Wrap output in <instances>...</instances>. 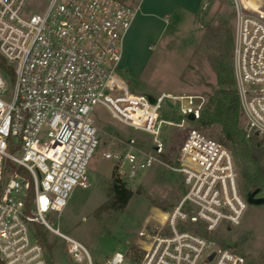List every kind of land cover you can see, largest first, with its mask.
Masks as SVG:
<instances>
[{
	"label": "built area",
	"instance_id": "1",
	"mask_svg": "<svg viewBox=\"0 0 264 264\" xmlns=\"http://www.w3.org/2000/svg\"><path fill=\"white\" fill-rule=\"evenodd\" d=\"M143 2L0 0V57L10 69L0 70V264H52L35 225L61 237L76 262L93 264L87 247L55 228L50 216L63 210L74 186H90L88 165L100 145L97 105L151 138V151L130 138L122 149L103 152L131 183L156 163L168 165L161 158L165 123L200 118L204 97L162 93L152 103L120 74L125 39ZM234 8L233 70L244 129L264 137V7L234 0ZM170 104L180 119L164 114ZM171 168L184 178L180 202L162 212L165 220L154 217L158 231L146 236L139 259L115 252L106 264H246L231 248L177 228L201 223L213 232L240 223L247 202L231 151L192 128Z\"/></svg>",
	"mask_w": 264,
	"mask_h": 264
},
{
	"label": "rangeland",
	"instance_id": "2",
	"mask_svg": "<svg viewBox=\"0 0 264 264\" xmlns=\"http://www.w3.org/2000/svg\"><path fill=\"white\" fill-rule=\"evenodd\" d=\"M245 3L264 7V0H245ZM204 4L200 9V0H146L127 35L120 65V74L131 90L153 96L194 94L204 97L207 103L217 85L209 57L217 51L211 43L203 42V37L208 24L217 26L228 21L234 31L235 8L234 0H206L207 5ZM9 85L12 91V81ZM165 109L173 112L171 104ZM93 117L99 130L100 145L88 165L90 186H74L66 206L60 213L52 214L50 220L55 228L87 247L93 264H106L115 252L141 257L143 245L148 242L146 236L158 231V221L154 217L161 215L160 221L165 220L167 216L162 212L171 211L186 193L182 174L171 167L176 165L177 154L189 131L197 128L196 122L165 123L162 137L166 152L161 158L168 165L156 163L135 183L126 182L133 192L127 206L118 217L114 218L111 211L103 213V219H99L95 210L110 198L113 175L119 174L117 163L104 158L103 152L122 149L125 140L130 138L135 139L139 148L151 151V138L114 119L104 106L97 105ZM244 126L242 118L243 129ZM203 130L222 142L220 126L212 125ZM259 138L264 142V137ZM235 162L239 188L246 200L245 182L236 159ZM263 195L264 185L259 196ZM41 228L47 244L52 246V264H81L68 254L61 237ZM177 228L197 233V226L190 223H180ZM169 232L170 229L165 227L163 233ZM207 233V238L219 246L227 245L246 258V264H264V204L247 202L238 225L221 224L215 231Z\"/></svg>",
	"mask_w": 264,
	"mask_h": 264
},
{
	"label": "trees",
	"instance_id": "3",
	"mask_svg": "<svg viewBox=\"0 0 264 264\" xmlns=\"http://www.w3.org/2000/svg\"><path fill=\"white\" fill-rule=\"evenodd\" d=\"M203 42L211 43V46L217 51L209 57L217 77V85L214 87L213 94L210 95L207 103L204 104L201 116L196 121V127L210 138L212 137L205 133L203 128L212 125L221 127L222 138L219 139L222 142L220 143L227 148L229 147L228 149L231 151L234 161L236 159L241 170V177L245 182L244 193L247 195L258 188L261 189L264 185V142L257 134L253 133L247 136L242 127L243 114L233 70V27L228 21L221 22L217 26L208 24ZM0 70L4 73L10 71L6 61L1 57ZM123 74L128 78V74L124 72ZM164 114L175 119L181 118L174 109L172 113L164 110ZM161 155L163 156V154ZM132 195L133 192L126 185V181L119 178L115 173L113 175L111 196L95 210V215L99 219H103V213L112 211L114 218L118 217L127 206ZM191 225L197 226L195 230L197 233L208 237V231L201 223H191ZM41 227L43 226L35 225V234L43 246L48 260L51 262L52 246L47 244L46 234L41 230ZM222 244L225 245V240H222ZM139 258L137 257V259Z\"/></svg>",
	"mask_w": 264,
	"mask_h": 264
},
{
	"label": "water",
	"instance_id": "4",
	"mask_svg": "<svg viewBox=\"0 0 264 264\" xmlns=\"http://www.w3.org/2000/svg\"><path fill=\"white\" fill-rule=\"evenodd\" d=\"M147 97L152 103H155V98L152 95L147 94ZM191 119H193V116H190ZM261 192V189L258 188L254 190L251 193H248L246 196V200L248 203H253V204H264V196H259ZM214 257V253L210 255L209 259L212 260Z\"/></svg>",
	"mask_w": 264,
	"mask_h": 264
},
{
	"label": "crops",
	"instance_id": "5",
	"mask_svg": "<svg viewBox=\"0 0 264 264\" xmlns=\"http://www.w3.org/2000/svg\"><path fill=\"white\" fill-rule=\"evenodd\" d=\"M206 0H200V9H201V6H203V4H204V2H205ZM145 2H146V0H144V2H143V4H142V8L143 7H145L144 5H145ZM126 38H127V36H126ZM126 40V39H125ZM264 196V195H263Z\"/></svg>",
	"mask_w": 264,
	"mask_h": 264
}]
</instances>
